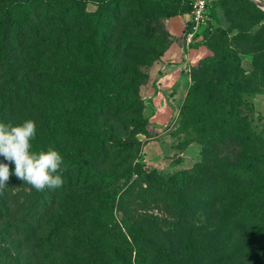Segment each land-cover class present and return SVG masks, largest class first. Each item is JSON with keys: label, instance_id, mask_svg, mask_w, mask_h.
<instances>
[{"label": "rangeland", "instance_id": "rangeland-1", "mask_svg": "<svg viewBox=\"0 0 264 264\" xmlns=\"http://www.w3.org/2000/svg\"><path fill=\"white\" fill-rule=\"evenodd\" d=\"M123 1L120 10L107 19L104 39L98 44L99 53L105 56L104 67L96 72L93 66H78L69 78L58 80L65 88L60 99L62 105L54 106L52 110L41 99H35L29 101L27 110L17 101L9 100L11 87L5 85L0 89L1 123L16 126L25 120L35 121L37 136L32 141L33 150H47L52 146L61 153L67 165L62 177L64 184L56 190L37 192L14 174L6 182V189L0 195V264H74L77 261L100 264L94 255L102 259V264H109L107 257L93 250L97 239L93 218L99 213L105 214L108 221H126L129 227L137 229H142L143 223L150 224L152 233L148 236L146 251L151 260L158 250H166L169 246V239L160 233L169 231L174 225L182 228L181 232L199 231L194 239L209 249V254L201 259L202 264H217L234 248L250 251L248 264H264V232L260 226L251 231L243 225L224 222L220 209L209 204L207 208L203 206L191 221H179L167 212L162 203L157 201L143 206L139 200V188L144 186L147 173L169 177L201 162L200 133L205 130H183L179 125V113L196 72L206 86L215 88L222 85L226 70L216 67L215 63L222 55L220 49L226 44L236 51L240 61L241 90L238 95L249 104V109L242 114L251 120L256 148L261 149L255 157L262 159L264 7L261 10L251 0L258 10L241 0H212L203 23L193 29L190 19L183 41L187 49L186 33L192 30L194 37L189 48L204 44L203 51H208L206 57H215V61L202 69H199V62L188 64L183 71L184 78L169 85L165 82L166 69L160 56L167 46L162 30L165 19H160L161 27L143 20L136 11L134 0ZM259 1L264 3V0ZM84 5L89 11L96 9L93 0H85ZM81 24L75 18L61 21L60 33L64 45L69 46V57L79 53L84 43L86 36L80 30ZM46 29L49 33L51 28ZM219 29L225 31L227 42L219 36ZM217 40L220 44L215 50L213 45ZM85 76L90 81L86 89H80L78 85L82 84ZM38 81L29 76V83L34 86ZM41 84L44 85L43 82ZM129 85L133 86L138 97L132 108H121L123 99L113 103L108 101L119 88L125 89ZM249 91H254V94L248 95ZM98 104L104 105L100 111L97 110ZM97 133L100 138H96ZM93 135L95 141H92ZM91 141L105 142L104 149L96 154ZM90 149L95 152L89 153ZM0 163L8 164L14 173V163L3 157H0ZM256 166V173L260 174L262 165ZM121 198L124 200L122 203ZM44 202L47 204L41 210ZM39 214V225L53 226L60 221L81 223L90 244L81 245L84 249L81 252L71 250L63 259L44 260L37 234H34L38 222L33 226L29 224V219H38ZM21 226H24L22 231L18 230ZM230 227H234L236 233L225 241L223 228ZM156 229H159L157 234ZM119 242L124 245L130 240L126 237ZM125 250L121 254L127 261L132 260L134 253L130 255V251ZM178 258L176 256L177 261L180 260Z\"/></svg>", "mask_w": 264, "mask_h": 264}, {"label": "trees", "instance_id": "trees-1", "mask_svg": "<svg viewBox=\"0 0 264 264\" xmlns=\"http://www.w3.org/2000/svg\"><path fill=\"white\" fill-rule=\"evenodd\" d=\"M93 1L96 5L94 11L85 8V0H0V89L5 85L11 87L9 100L17 101L21 107L29 110V101L41 99L53 110L54 106L62 105L60 99L65 91L58 80L69 78L78 66H93L96 72L104 67L105 56L99 53L98 44L104 39L107 19L120 10L124 1ZM211 1L208 0L207 7ZM241 1L258 10L249 0ZM134 3L143 20L155 22L161 27L159 21L165 19L162 30L167 46L161 52L162 57L174 41L165 21L191 12L193 0H134ZM68 18L78 19L82 23L80 30L86 36H83L81 51L72 57H69V46L64 45V38L60 33L61 21ZM149 26L148 24L147 30ZM47 27L51 28L49 33L46 31ZM219 36L225 40L227 38L222 29H219ZM219 44L217 40L213 48L219 49ZM214 49L211 50L215 53ZM220 50L222 55L215 65L226 70L222 85L215 88L206 86L196 72L179 113V125L183 130H205L200 133L203 148L201 162L189 170L177 171L169 177L147 173L144 186L139 188V200L143 206L158 201L167 208L172 217L184 222L191 221L203 206L207 208L211 205L220 209L224 222L243 225L251 231L260 226L264 232V154L261 155L262 159H256L255 154L261 149L256 148L257 142L250 118L242 114V111L249 109V104L238 95L241 88L237 53L228 44ZM215 59L203 58L199 61V69L209 66ZM29 76L39 80L37 86L29 83ZM89 81L85 76L78 88L86 89ZM247 94L251 96L254 91ZM137 98L133 86L129 85L125 89L119 88L108 101L113 103L123 99L120 107L130 109ZM103 108V104L97 105V110ZM97 137L100 138L99 133ZM96 138L93 135L92 141ZM90 144L95 148L96 154L105 147L103 141ZM95 151L90 149L89 153ZM256 164L262 165L260 174L256 173ZM81 167L82 164L79 169ZM126 189L129 190L130 185ZM122 201L124 200L121 198V203ZM44 204L47 203H43L41 210ZM40 217L39 214L38 219L30 218L29 224L33 226L34 222H38L34 234H37L44 260H58L60 257L63 259L71 250L81 252L84 250L81 245L90 244L89 236L84 232L81 223L60 221L53 226L45 223L39 225ZM105 218L102 213L93 218L96 224L94 234L97 237L93 250H98L101 256L107 257L109 264H202L201 259L209 254V249L199 245L194 239L199 231L181 232L182 228L173 225L169 231L160 233L169 239V246L166 250H158L156 257L151 260L146 251L148 236L152 233L150 224L143 223L144 227L137 229L129 227L126 221L116 223ZM233 228H223L225 241L235 235ZM23 229L24 226L18 227L20 231ZM158 230L156 229V234ZM126 237L130 243L125 242L123 245L119 242ZM125 248L130 251V255L134 253L132 260L130 258L127 261L121 254V251L125 253ZM94 256L95 261L102 264V259ZM249 258L250 251L234 248L217 264H248Z\"/></svg>", "mask_w": 264, "mask_h": 264}, {"label": "clouds", "instance_id": "clouds-1", "mask_svg": "<svg viewBox=\"0 0 264 264\" xmlns=\"http://www.w3.org/2000/svg\"><path fill=\"white\" fill-rule=\"evenodd\" d=\"M36 136L37 126L33 120L16 126L0 123V157L15 165L13 173L8 164L0 163V195L13 174L37 192L63 186L62 177L67 168L64 158L52 146L47 150H33L32 141Z\"/></svg>", "mask_w": 264, "mask_h": 264}, {"label": "crops", "instance_id": "crops-1", "mask_svg": "<svg viewBox=\"0 0 264 264\" xmlns=\"http://www.w3.org/2000/svg\"><path fill=\"white\" fill-rule=\"evenodd\" d=\"M190 19L191 15L188 13L171 17L165 21L167 30L174 38L173 43L169 45L161 57V61L166 69L165 82L169 85L184 78L183 71L188 64L194 65L208 55L207 49L203 51L204 46H198L192 49L185 48L183 35ZM158 103L161 104L160 101Z\"/></svg>", "mask_w": 264, "mask_h": 264}, {"label": "built area", "instance_id": "built-area-1", "mask_svg": "<svg viewBox=\"0 0 264 264\" xmlns=\"http://www.w3.org/2000/svg\"><path fill=\"white\" fill-rule=\"evenodd\" d=\"M207 2L208 0H193L192 9L190 12L193 29L197 27L200 23L204 22L205 20L204 18H206ZM193 37H194L193 31L192 30L187 31L186 33L187 48H189V45L192 43Z\"/></svg>", "mask_w": 264, "mask_h": 264}, {"label": "water", "instance_id": "water-1", "mask_svg": "<svg viewBox=\"0 0 264 264\" xmlns=\"http://www.w3.org/2000/svg\"><path fill=\"white\" fill-rule=\"evenodd\" d=\"M258 8H260L261 10H263L264 7V3L259 1V0H251Z\"/></svg>", "mask_w": 264, "mask_h": 264}]
</instances>
